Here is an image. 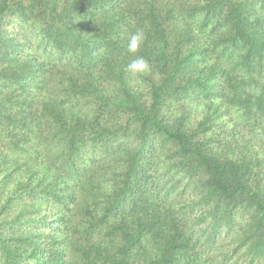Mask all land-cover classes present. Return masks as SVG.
<instances>
[{
  "label": "trees",
  "instance_id": "trees-1",
  "mask_svg": "<svg viewBox=\"0 0 264 264\" xmlns=\"http://www.w3.org/2000/svg\"><path fill=\"white\" fill-rule=\"evenodd\" d=\"M0 264H264V0H0Z\"/></svg>",
  "mask_w": 264,
  "mask_h": 264
},
{
  "label": "clouds",
  "instance_id": "clouds-1",
  "mask_svg": "<svg viewBox=\"0 0 264 264\" xmlns=\"http://www.w3.org/2000/svg\"><path fill=\"white\" fill-rule=\"evenodd\" d=\"M145 39L146 34L144 30L137 29L135 33L128 38V51L131 53H137ZM126 71L134 80H138L139 77L149 75L152 72V65L143 56H136L128 63Z\"/></svg>",
  "mask_w": 264,
  "mask_h": 264
}]
</instances>
